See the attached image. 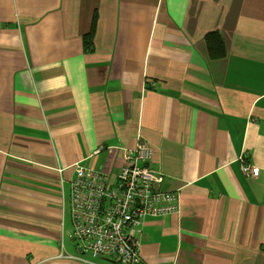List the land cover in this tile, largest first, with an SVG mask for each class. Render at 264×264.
I'll list each match as a JSON object with an SVG mask.
<instances>
[{"label": "crops", "instance_id": "crops-1", "mask_svg": "<svg viewBox=\"0 0 264 264\" xmlns=\"http://www.w3.org/2000/svg\"><path fill=\"white\" fill-rule=\"evenodd\" d=\"M0 264H27L16 0H0Z\"/></svg>", "mask_w": 264, "mask_h": 264}]
</instances>
